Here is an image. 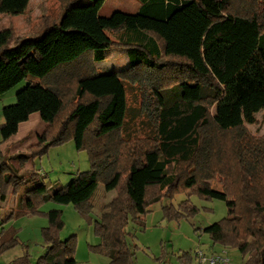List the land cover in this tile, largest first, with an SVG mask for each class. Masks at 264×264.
I'll return each instance as SVG.
<instances>
[{
    "label": "trees",
    "instance_id": "16d2710c",
    "mask_svg": "<svg viewBox=\"0 0 264 264\" xmlns=\"http://www.w3.org/2000/svg\"><path fill=\"white\" fill-rule=\"evenodd\" d=\"M53 1L30 23V37L0 25V97L34 78L3 108L0 134L9 141L39 114L46 126L16 155L19 164L73 142L88 152L91 168L51 193L38 172L19 174L1 156L2 202L25 191L18 210L0 221L40 214L51 201L90 219L102 183L117 196L95 222L102 243L91 248L109 264H136L129 220L143 226L156 204L197 195L228 210L204 229L213 246L239 251L244 264H264V136L248 129L264 111V0H139L136 14L110 17L100 14L107 0ZM30 2L0 0V17L23 15ZM112 49L126 50L130 65L100 74L96 64ZM164 212L179 219L198 209L183 201ZM62 214L44 213L47 249L37 263L25 252L12 264H77L76 236L60 237ZM19 243L5 231L0 253ZM195 258L184 253L181 264Z\"/></svg>",
    "mask_w": 264,
    "mask_h": 264
},
{
    "label": "rangeland",
    "instance_id": "374dc122",
    "mask_svg": "<svg viewBox=\"0 0 264 264\" xmlns=\"http://www.w3.org/2000/svg\"><path fill=\"white\" fill-rule=\"evenodd\" d=\"M138 1V0H136ZM53 0H31L29 7L23 15H8L0 17V25H8L17 31L18 38L30 37V23L37 22L48 12L49 5ZM130 2L127 0H107L101 10L102 17L112 15L111 4L122 7ZM120 4V5H119ZM118 11H121V9ZM13 44V43H12ZM116 53L117 58H112L111 53ZM107 65L114 60L118 65L128 53L124 49H112L108 52ZM101 73V69H97ZM34 81V78L23 81L4 96L0 97V125L4 118L2 110L5 106L16 103L17 94ZM46 124L41 120L39 114H33L29 121L20 125L19 132L10 141L3 142L0 134V157L9 149V163L19 174H26L35 170L44 183L50 186V192L54 193L59 188L70 184L81 172L91 168L90 158L87 151L79 152L73 142L62 146L52 147L42 156L24 165L19 164L16 155L25 153L27 148L37 142ZM249 131L256 136H264V111L257 115V124L248 126ZM29 137L25 139V136ZM13 152L17 154L12 155ZM25 189L2 202L0 197V214L5 218L14 210H18L19 201ZM117 196L115 191L107 192L102 183L99 184L94 197L91 215L83 216L73 205H60L55 202H46L40 205V214L23 216L10 220L8 223L0 221V236L10 229L16 233L20 243L6 253H0V264H12V262L28 252L31 261L37 263L39 258L46 253L47 245L44 242L42 231L48 226V218L44 213L53 209L63 212L62 220L64 228L60 233L62 240L71 236L77 238L76 261L77 264H109L110 259L104 253L95 252L91 247L98 246L102 239L95 233V222L99 221L103 207ZM183 201H189L198 212L189 218L182 217L171 219L165 216L164 207L179 209ZM226 204L218 200H204L197 195L179 194L172 200H167L153 206L144 218V225L140 226L130 219L127 226L128 240L135 245L136 264H180V257L184 253L194 254L202 251L210 256L213 250L217 253H226L231 260L230 264H244L245 260L239 251L235 249L225 250L220 246H213L209 235L204 234V229L214 223L222 221L227 216ZM3 224V225H1ZM194 264H199L195 258Z\"/></svg>",
    "mask_w": 264,
    "mask_h": 264
},
{
    "label": "crops",
    "instance_id": "0c3cea01",
    "mask_svg": "<svg viewBox=\"0 0 264 264\" xmlns=\"http://www.w3.org/2000/svg\"><path fill=\"white\" fill-rule=\"evenodd\" d=\"M128 2H130V5H128L127 3H125V5H123L122 7H117L115 4H111V8H112V14L113 13H115V12H117L118 11V9L120 10L121 9V11L120 12H123V13H126V14H132V15H134V14H136L138 11H139V9L141 8V6H142V4H141V2L138 0V1H136V0H127ZM120 5V4H119ZM100 14H101V12H100ZM108 56H109V54L107 55V58H108ZM111 57L112 58H117V54L116 53H111ZM115 61L113 60L111 63H110V65H107V63H106V61H104V62H101V63H97L96 64V68L97 69H101V73L100 74H109V73H111V72H114V71H119V70H122V69H124V68H127L129 65H130V61H129V59H128V57L125 55V57L123 58V60H119V63H118V65H115V63H114ZM44 131V130H43ZM42 134V133H41ZM29 137V134H27L26 136H25V139H27ZM12 139V138H11ZM10 139V140H11ZM9 140V141H10ZM8 142V141H7ZM9 149H7V151H6V154H5V156H9ZM21 153H23V152H21ZM15 154H17V152H13L12 153V155H15ZM215 251L213 250V252H211V254L210 255H212L213 253H214ZM182 263V262H181ZM180 263V264H181ZM188 264H194V261H192L191 263H188Z\"/></svg>",
    "mask_w": 264,
    "mask_h": 264
},
{
    "label": "built area",
    "instance_id": "2783aa9c",
    "mask_svg": "<svg viewBox=\"0 0 264 264\" xmlns=\"http://www.w3.org/2000/svg\"><path fill=\"white\" fill-rule=\"evenodd\" d=\"M196 259L199 264H230L231 260L226 256V253L214 254L212 256L205 255L204 252H196Z\"/></svg>",
    "mask_w": 264,
    "mask_h": 264
}]
</instances>
